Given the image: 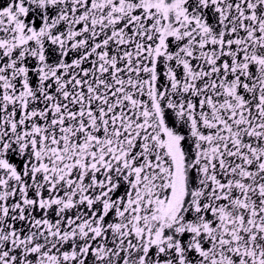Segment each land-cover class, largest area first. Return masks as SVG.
Returning a JSON list of instances; mask_svg holds the SVG:
<instances>
[{
	"label": "snow or ice",
	"instance_id": "snow-or-ice-1",
	"mask_svg": "<svg viewBox=\"0 0 264 264\" xmlns=\"http://www.w3.org/2000/svg\"><path fill=\"white\" fill-rule=\"evenodd\" d=\"M0 264H264V0H0Z\"/></svg>",
	"mask_w": 264,
	"mask_h": 264
}]
</instances>
